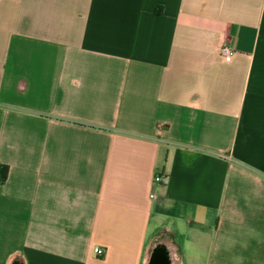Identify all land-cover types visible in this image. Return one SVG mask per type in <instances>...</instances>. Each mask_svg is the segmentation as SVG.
Segmentation results:
<instances>
[{"label":"crops","instance_id":"obj_1","mask_svg":"<svg viewBox=\"0 0 264 264\" xmlns=\"http://www.w3.org/2000/svg\"><path fill=\"white\" fill-rule=\"evenodd\" d=\"M0 164V264H264V0H0Z\"/></svg>","mask_w":264,"mask_h":264},{"label":"water","instance_id":"obj_2","mask_svg":"<svg viewBox=\"0 0 264 264\" xmlns=\"http://www.w3.org/2000/svg\"><path fill=\"white\" fill-rule=\"evenodd\" d=\"M147 264H180L179 250L169 234L156 238Z\"/></svg>","mask_w":264,"mask_h":264},{"label":"built area","instance_id":"obj_3","mask_svg":"<svg viewBox=\"0 0 264 264\" xmlns=\"http://www.w3.org/2000/svg\"><path fill=\"white\" fill-rule=\"evenodd\" d=\"M221 54L224 56V58L227 62H230L232 59L233 50L228 44H223L221 46ZM166 180H167V177L162 175V174L156 175V177H155L156 183H164V182H166ZM94 251L98 255H102L104 253L101 248H95Z\"/></svg>","mask_w":264,"mask_h":264},{"label":"trees","instance_id":"obj_4","mask_svg":"<svg viewBox=\"0 0 264 264\" xmlns=\"http://www.w3.org/2000/svg\"><path fill=\"white\" fill-rule=\"evenodd\" d=\"M9 167L0 164V181L6 182L8 178Z\"/></svg>","mask_w":264,"mask_h":264}]
</instances>
